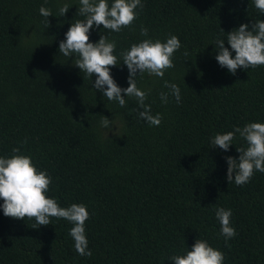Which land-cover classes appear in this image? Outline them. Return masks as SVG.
I'll return each mask as SVG.
<instances>
[{
	"label": "trees",
	"instance_id": "obj_1",
	"mask_svg": "<svg viewBox=\"0 0 264 264\" xmlns=\"http://www.w3.org/2000/svg\"><path fill=\"white\" fill-rule=\"evenodd\" d=\"M62 2L70 7L59 17L58 0H0V155L19 149L51 176L48 195L60 206L86 205L91 255L75 251L63 218L33 228L34 218L0 213V264H172L166 258L197 238L223 252V264H264V173L228 183L224 157H236L245 142L237 134L227 152L209 147L217 132L264 122V65L232 75L214 59L216 38L264 15L252 0H142L119 32L91 30L93 42L99 32L115 41L118 64L133 43L178 37L181 48L163 77L136 78L152 113L162 114L159 126H148L137 119L134 98L121 107L101 97L92 89L95 74L89 81L75 58L59 53L69 23L83 19L78 0ZM41 5L52 11L47 28ZM109 68L127 87L126 66ZM165 80L180 87L179 104L171 96L160 102ZM102 116L116 131L101 127ZM216 207L232 210L236 235L227 242Z\"/></svg>",
	"mask_w": 264,
	"mask_h": 264
},
{
	"label": "clouds",
	"instance_id": "obj_2",
	"mask_svg": "<svg viewBox=\"0 0 264 264\" xmlns=\"http://www.w3.org/2000/svg\"><path fill=\"white\" fill-rule=\"evenodd\" d=\"M58 3V16L62 17L70 6L62 0H58ZM252 3L260 14L264 15V0H252ZM78 4L75 14L83 19L69 23L63 34L64 38L58 43L59 53L66 58H75L73 65L83 72L89 81L95 74V79L91 82L92 89L98 90L101 97H106L121 107L126 104V98H134L137 104V119L148 126H159L162 114L152 113L151 105L145 103L148 90L138 87L136 78L145 73L148 76L163 77L164 70L173 67V53L181 48L178 37L170 35L163 41L145 38L122 50L119 58L128 73L127 87L122 88L111 76L109 68L121 64L117 63L118 58L114 54L115 41L107 39L99 32V38L93 42L89 39V33L97 26L112 32H119L122 27L129 26L137 16L136 9L143 7L142 0H78ZM38 12L44 18L47 28V17L53 16L51 9L41 5ZM147 33L148 29L141 26V36L147 37ZM225 34L226 38L215 39L214 59L220 68L235 75L238 68L245 70L264 65V20L255 19L250 26L241 23ZM225 41L229 47L224 46ZM164 87L167 91L159 93L160 102L167 104L171 96L179 104L180 87L167 80L164 81ZM100 125L104 129H110L109 132L116 131V128L112 127L113 119L102 116ZM237 134L243 139L246 147H235L238 153L236 157H224L227 164L226 180L228 183L242 185L250 180L254 171L264 173V122L250 121L242 127H234L231 131L217 132L209 138V147L218 146L220 150L227 152ZM11 152L12 155H0V213L16 219L34 218L33 228L50 224L51 217L63 218L72 225L68 234L73 240L75 251L82 256L91 255L85 234V221L89 216L86 205L72 203L67 207L60 206L55 197L48 195L52 178L47 171L38 169L32 157L19 154V149L12 148ZM214 216L220 226L219 235L227 242L236 235L230 220L232 210L216 207ZM166 259L172 264H223L224 254L213 248L207 240L197 238L190 249L185 247L182 254L171 255Z\"/></svg>",
	"mask_w": 264,
	"mask_h": 264
}]
</instances>
